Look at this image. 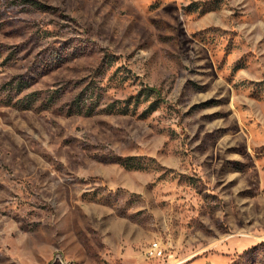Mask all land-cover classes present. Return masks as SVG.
<instances>
[{"label": "rangeland", "instance_id": "obj_1", "mask_svg": "<svg viewBox=\"0 0 264 264\" xmlns=\"http://www.w3.org/2000/svg\"><path fill=\"white\" fill-rule=\"evenodd\" d=\"M0 264H264V0H0Z\"/></svg>", "mask_w": 264, "mask_h": 264}, {"label": "trees", "instance_id": "obj_2", "mask_svg": "<svg viewBox=\"0 0 264 264\" xmlns=\"http://www.w3.org/2000/svg\"><path fill=\"white\" fill-rule=\"evenodd\" d=\"M146 89L156 91V89H154L153 87H146ZM85 90H88V89H85ZM84 93H85V95H84ZM85 100H88L89 103H92V106L97 105L95 99L93 98L92 92L91 91L90 92L84 91L81 94H79L78 97H76V100H75L76 107L80 109L82 107V105L84 104Z\"/></svg>", "mask_w": 264, "mask_h": 264}, {"label": "built area", "instance_id": "obj_3", "mask_svg": "<svg viewBox=\"0 0 264 264\" xmlns=\"http://www.w3.org/2000/svg\"><path fill=\"white\" fill-rule=\"evenodd\" d=\"M162 253V249L160 248L157 241H152L146 248L147 256H159Z\"/></svg>", "mask_w": 264, "mask_h": 264}]
</instances>
